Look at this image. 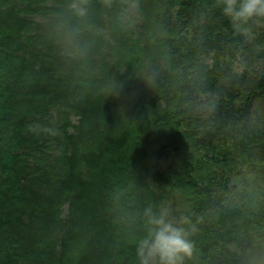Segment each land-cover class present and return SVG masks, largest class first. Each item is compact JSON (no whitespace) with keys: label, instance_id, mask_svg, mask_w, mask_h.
<instances>
[{"label":"trees","instance_id":"1","mask_svg":"<svg viewBox=\"0 0 264 264\" xmlns=\"http://www.w3.org/2000/svg\"><path fill=\"white\" fill-rule=\"evenodd\" d=\"M221 8L0 0V264H139L149 210L190 229L182 264H264V14L245 39ZM103 22L126 53L98 82L75 46Z\"/></svg>","mask_w":264,"mask_h":264},{"label":"clouds","instance_id":"2","mask_svg":"<svg viewBox=\"0 0 264 264\" xmlns=\"http://www.w3.org/2000/svg\"><path fill=\"white\" fill-rule=\"evenodd\" d=\"M221 10L245 39H252L254 31L245 25L250 19L264 14V0H222ZM148 222L152 227L137 246L139 264H182L185 253L195 246L190 229L174 224L164 211L149 210Z\"/></svg>","mask_w":264,"mask_h":264},{"label":"rangeland","instance_id":"3","mask_svg":"<svg viewBox=\"0 0 264 264\" xmlns=\"http://www.w3.org/2000/svg\"><path fill=\"white\" fill-rule=\"evenodd\" d=\"M135 2L130 1L129 2V7L126 12L128 18L131 19L133 22V25L135 28H139L140 25V13L135 9ZM92 30V34L99 35L101 37H104L105 41L101 44L100 51H94L92 54H88L86 51V48L84 49L83 47L78 49V45L75 46V52H78L81 56V72L82 74H85L83 77L88 78V74H92L94 76L95 81H102L107 79L108 77V72L104 71L102 69V63L106 62L111 68L110 71L112 74L115 72L114 67L115 65L124 57L126 53V46L124 41H120L114 36H111L110 33H108V24H105L103 22V25L99 27L98 31H94L92 28H90L88 31ZM76 44V43H75ZM90 57L89 61L88 58ZM222 61V60H221ZM233 69L235 72L240 73L243 71V64L240 62V59H236V61L233 64ZM101 89L104 90L105 87L101 85ZM240 167V164H239ZM245 177H250L251 172H249V169L246 168L245 166L242 167L240 177L239 179ZM228 177H225V180H227ZM240 186H244L241 181L235 182V184L232 186V188H239ZM183 204L179 203V211H182ZM169 211V209H168ZM171 211V210H170Z\"/></svg>","mask_w":264,"mask_h":264}]
</instances>
